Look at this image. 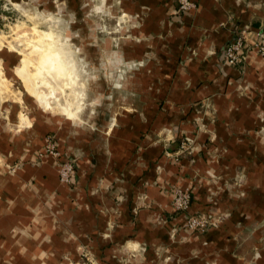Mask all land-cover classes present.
Here are the masks:
<instances>
[{"label": "crops", "instance_id": "1", "mask_svg": "<svg viewBox=\"0 0 264 264\" xmlns=\"http://www.w3.org/2000/svg\"><path fill=\"white\" fill-rule=\"evenodd\" d=\"M190 1L183 13L176 0L122 1L140 22L121 47L126 70L96 102L102 127L41 113L9 135L0 122L1 153L18 162L0 167V264H67L84 250L93 264H264V58L223 62L239 32L264 29V0ZM202 125L219 161L209 149L193 163L166 157ZM45 131L75 158L69 185L50 157L35 163ZM190 184V211L223 217L204 234L172 210L171 186Z\"/></svg>", "mask_w": 264, "mask_h": 264}, {"label": "rangeland", "instance_id": "2", "mask_svg": "<svg viewBox=\"0 0 264 264\" xmlns=\"http://www.w3.org/2000/svg\"><path fill=\"white\" fill-rule=\"evenodd\" d=\"M122 1L0 0V77L3 79V85L0 86V122L8 129L9 135L21 130L22 126L31 127L41 113L69 117L75 123L88 122L89 125L103 126L99 122L96 124L93 119L99 107L96 102L109 96L106 94L108 87L116 84L120 79L118 76L126 70L127 63L122 62L121 47L129 38H133L136 19L140 22L139 17L135 19L132 14L122 11ZM39 38L53 43L50 50L59 55L60 65L74 72L72 75L76 80V85L69 87L64 85L69 80H58L45 72L40 78L30 79L37 91H42L46 97L44 101L28 91L23 79L16 73L23 58H29L30 73L37 71L38 53H32V50L39 44ZM104 90L105 93H97ZM122 98L121 102L125 101L126 95H122ZM110 100L105 103L109 105ZM104 108L99 120H107L108 123L112 109L107 106ZM198 113L201 114L200 111ZM195 131L193 137L177 139L174 148L165 151L166 157L177 165L183 161L193 163L195 153L209 149L210 160L219 161L224 149L215 144L207 126L197 127ZM201 134L208 136L207 141H199ZM40 147L36 162H33L41 163L44 158L50 157L56 164L59 182L71 184L75 176V158L59 150L58 142L50 132L43 133ZM1 152L0 149L1 169L14 173L18 162L10 163L8 160L11 158H4ZM69 165L73 172L70 177H65L62 171ZM178 190L190 194L184 210L176 208ZM170 194L173 212L183 216L184 231L204 234L211 227L216 228L222 223L223 217L216 216L213 207L202 212L190 211L192 184L172 185ZM193 220L200 221L203 226L192 228L190 223ZM124 259L120 260L121 264H127ZM94 262L93 256L84 250L77 261L71 260L67 264Z\"/></svg>", "mask_w": 264, "mask_h": 264}, {"label": "built area", "instance_id": "3", "mask_svg": "<svg viewBox=\"0 0 264 264\" xmlns=\"http://www.w3.org/2000/svg\"><path fill=\"white\" fill-rule=\"evenodd\" d=\"M177 12L183 13L195 8V4L190 0H176ZM251 32L243 30L225 46L224 64L231 67H242L246 61L248 54L252 51L256 52L260 57L264 58V29L257 31L252 37ZM73 168L69 165L65 167L62 174L65 177L72 175ZM190 194L186 191H177L176 208L184 210L187 208ZM192 228L203 226L200 221H191Z\"/></svg>", "mask_w": 264, "mask_h": 264}, {"label": "bare ground", "instance_id": "4", "mask_svg": "<svg viewBox=\"0 0 264 264\" xmlns=\"http://www.w3.org/2000/svg\"><path fill=\"white\" fill-rule=\"evenodd\" d=\"M39 43L37 46L34 47V52H37L38 57H37V64L38 68L37 71L34 70L35 72L32 74L29 71V58H23L21 62V67L16 69L17 75L23 79L25 85L27 86L28 91L34 93L36 97L40 100H45V96L42 94V91L39 92L35 88V84L31 81L30 79L33 78H40L42 77V72H45L46 74H51L50 76L60 80H69V82L65 81L64 85H68L69 87L75 86L76 85V80L73 79L75 78L74 72L73 71H67L65 67L60 65L59 63V58L58 54L54 52L52 49V42H47L46 40H43L42 38H39L37 40ZM36 54V53H35ZM56 64V65H55ZM63 64V63H62ZM40 68V69H39ZM1 73V72H0ZM3 85V79L0 77V86ZM35 89V90H34ZM46 103V102H45ZM71 112L68 113L70 115Z\"/></svg>", "mask_w": 264, "mask_h": 264}]
</instances>
